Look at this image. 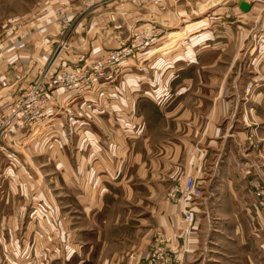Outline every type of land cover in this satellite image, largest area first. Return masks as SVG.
<instances>
[{"label":"crops","instance_id":"obj_1","mask_svg":"<svg viewBox=\"0 0 264 264\" xmlns=\"http://www.w3.org/2000/svg\"><path fill=\"white\" fill-rule=\"evenodd\" d=\"M81 2L1 24L0 114L135 30L158 43L112 78L52 83L47 117L10 128L0 264H264V0ZM190 175L187 224L170 192Z\"/></svg>","mask_w":264,"mask_h":264},{"label":"built area","instance_id":"obj_2","mask_svg":"<svg viewBox=\"0 0 264 264\" xmlns=\"http://www.w3.org/2000/svg\"><path fill=\"white\" fill-rule=\"evenodd\" d=\"M92 3L97 0H87ZM158 35L153 27H145L133 32L128 43L112 49L100 52L86 63H78L72 66L61 64L55 67L51 81L46 82V74L49 70L27 85L16 100L9 103L3 113L0 114V155L5 151L4 138L10 128L16 124L43 121L49 114V96L52 83H62L67 88H78L94 84L106 79L111 70H117L120 64L134 54L146 51L158 43ZM3 45H0V53ZM53 62L51 63L52 66ZM250 140L251 137H250ZM253 142V141H252ZM203 195L202 186L193 176H188L183 186L171 190L170 197L176 203L184 204L183 219L187 224L195 220L194 205L191 201Z\"/></svg>","mask_w":264,"mask_h":264},{"label":"rangeland","instance_id":"obj_3","mask_svg":"<svg viewBox=\"0 0 264 264\" xmlns=\"http://www.w3.org/2000/svg\"><path fill=\"white\" fill-rule=\"evenodd\" d=\"M48 2L54 3V0H0V32L2 33L3 27L1 24L10 17H25L31 19L42 9L44 6L49 5ZM82 5L85 7H96L106 3V0H97L89 3L87 0H82ZM143 51L142 53H145ZM135 55V54H134ZM132 57V56H131ZM111 70L108 76L113 77L118 71ZM117 77V76H116ZM118 79V77H117Z\"/></svg>","mask_w":264,"mask_h":264},{"label":"water","instance_id":"obj_4","mask_svg":"<svg viewBox=\"0 0 264 264\" xmlns=\"http://www.w3.org/2000/svg\"><path fill=\"white\" fill-rule=\"evenodd\" d=\"M251 5L250 3L246 2V1H242L240 4V8L244 11H248L250 9Z\"/></svg>","mask_w":264,"mask_h":264}]
</instances>
